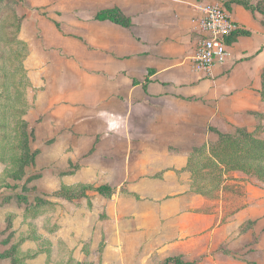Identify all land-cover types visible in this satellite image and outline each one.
<instances>
[{
  "label": "crops",
  "instance_id": "crops-1",
  "mask_svg": "<svg viewBox=\"0 0 264 264\" xmlns=\"http://www.w3.org/2000/svg\"><path fill=\"white\" fill-rule=\"evenodd\" d=\"M21 1L17 33L41 117L35 139L51 151L59 176L78 177L72 188L108 187L107 194L85 190L89 238L100 242L101 264H163L175 257L189 264H260L264 254L236 249L225 211L234 202L226 199V175L214 181L206 162L219 164L210 151L215 130L234 129L238 118L263 108V16L230 4V17L250 34L231 37L227 61L206 76L192 64L199 36L192 20L203 0ZM110 7L130 25L93 18ZM40 192L30 217L47 222L56 205L50 190ZM78 197L74 204H81ZM41 229L43 241L49 233ZM72 239L81 236L74 230ZM40 255V261L31 257L33 264L50 263Z\"/></svg>",
  "mask_w": 264,
  "mask_h": 264
},
{
  "label": "rangeland",
  "instance_id": "rangeland-1",
  "mask_svg": "<svg viewBox=\"0 0 264 264\" xmlns=\"http://www.w3.org/2000/svg\"><path fill=\"white\" fill-rule=\"evenodd\" d=\"M250 1L264 8V0ZM21 2L17 0L15 6ZM3 7L0 6V264H14L15 259L19 260L18 264H33L31 257L36 255V261H40V254L48 255L49 264H101L100 242L89 236L91 218L86 211L89 192L80 183L72 188L78 177L66 175L67 171L59 176L56 159L47 157L51 151L41 138L35 139V131L40 135V128L35 127L41 117L34 102L35 89L23 64L27 48L17 33L24 15L22 10L14 11L9 5ZM28 9L40 13L44 7ZM251 13L263 16L258 11ZM232 129L215 130L218 139L210 145V151L219 158V164L205 161L211 165L207 173L218 182L222 181L219 173L224 171L226 175L224 181L229 190L226 199L234 200L225 209L231 218L226 222H234L231 232L235 231L238 238L236 249L261 255L264 254V105L249 117L238 118ZM41 189L50 190V203L56 205L49 212L47 222L30 217L40 201ZM62 190L70 200L56 198V193ZM80 192L81 204H74L72 201L79 198ZM72 193L76 194L74 198ZM78 220L81 224L74 228L73 222ZM42 226L49 233L43 241L40 240ZM74 230L80 234V241L72 239ZM30 239L35 241L34 250L30 248ZM263 257L260 256V264H264Z\"/></svg>",
  "mask_w": 264,
  "mask_h": 264
},
{
  "label": "built area",
  "instance_id": "built-area-1",
  "mask_svg": "<svg viewBox=\"0 0 264 264\" xmlns=\"http://www.w3.org/2000/svg\"><path fill=\"white\" fill-rule=\"evenodd\" d=\"M192 22L199 36L192 64L196 72L210 76L215 65L224 64L229 57L226 39L239 25L227 12L222 0H203L196 5Z\"/></svg>",
  "mask_w": 264,
  "mask_h": 264
},
{
  "label": "trees",
  "instance_id": "trees-1",
  "mask_svg": "<svg viewBox=\"0 0 264 264\" xmlns=\"http://www.w3.org/2000/svg\"><path fill=\"white\" fill-rule=\"evenodd\" d=\"M15 3H17V0H0V6L1 7L9 5L10 8L13 7V10L17 11L16 6H15L17 4H15ZM231 3H235L237 5H240L245 10H247L249 12L258 11L264 16V8L258 7L257 5H254L253 2H251L250 0H225V2H224L225 8L229 10V6ZM2 9L4 10L5 7H3ZM93 18L96 20H108V21L114 22L116 24H119L123 27H128L130 25V19L127 16H125L116 7H110V8L98 10L95 12ZM19 24H20V22L18 23V28H19ZM56 26H57V24H56ZM249 34L250 33L248 30H242L238 27V29L235 32H233L230 36L227 37L226 42H229L231 37L234 38L235 36L236 37L240 36V35L245 36V35H249ZM263 86H264V73L262 74V87ZM223 143H224V140H223ZM233 158L236 160V153H234ZM232 166L236 167V163H233ZM83 188H84V190L92 189L93 191H96L100 194H107V191H108V187H106L104 185H101L98 187H92V186H88V185L84 186L83 185ZM71 191H72V189H71ZM72 194H73L72 198H74L76 196V194H74V193H72ZM79 195H81V193ZM56 196L63 197V198L65 197L67 200L71 199V197L69 195H66L63 190L60 193H56ZM168 262H172L174 264H189V263H185V262L181 261L177 257L166 259L163 264H167Z\"/></svg>",
  "mask_w": 264,
  "mask_h": 264
}]
</instances>
